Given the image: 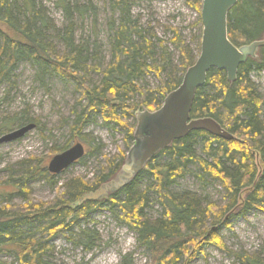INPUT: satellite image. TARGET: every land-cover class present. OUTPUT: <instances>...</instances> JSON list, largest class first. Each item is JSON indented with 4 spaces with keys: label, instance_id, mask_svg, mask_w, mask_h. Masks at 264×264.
Here are the masks:
<instances>
[{
    "label": "trees",
    "instance_id": "trees-1",
    "mask_svg": "<svg viewBox=\"0 0 264 264\" xmlns=\"http://www.w3.org/2000/svg\"><path fill=\"white\" fill-rule=\"evenodd\" d=\"M185 1L200 13V0ZM109 3L118 18L114 31L111 30V61L103 70L96 66L88 68L101 78L90 86L84 73L88 49L76 45L71 21L57 36L64 48L60 52L47 39L53 22L43 8L37 9L31 0H23L22 4L18 0H0V83L8 81L20 62H29L41 81L48 76L72 81L84 108L75 115L70 130L79 134L90 117L100 116L105 124L124 131L129 150L135 122L130 124L126 117L159 109L166 95L180 85L195 56L173 31L170 43L180 53L181 72L179 76L171 72L162 81L161 75L173 70L164 42L151 34L145 36L138 29L131 16V0H109ZM57 4L70 19L72 9L65 0H58ZM227 23L228 39L235 47L264 37V0H238ZM155 40L162 46L161 62L155 58ZM253 72H264V47L256 59H249L239 67L234 83H228L224 71L211 70L205 85L195 94L191 119L212 118L235 137L233 141L204 131L192 132L156 155L128 186L98 202L78 205L83 196L118 173L126 154L105 159L92 182L82 179L66 182L62 192L48 203H33L27 198L25 187L20 189L24 199L21 204H13L10 194L2 196L0 255L12 254L17 264H52L45 260L51 250L48 241L58 234L73 235L74 227L105 205L109 210L117 209L118 220L137 236L138 246L148 251L149 264H192L209 246L229 253L219 230L230 227L229 221L244 217L253 209L264 211V101L249 79ZM149 74L160 80L155 91L141 84ZM13 122V119L3 121L5 132ZM24 124H36V121L28 119L19 126ZM49 139L54 141L52 137ZM197 144L202 156L196 153ZM90 145L87 156L95 152ZM56 151L60 150L52 148V152ZM161 158H166V162L159 163ZM34 173L47 176L49 182L55 177L42 168ZM144 176L150 181L141 191L138 181ZM189 176L202 182L206 178L219 182L225 193V204L204 202L189 191L171 192L177 181ZM148 193L155 196L162 210L156 219L144 214ZM35 229L37 232H32ZM36 233L46 238H37ZM77 236L78 245L85 250L92 248L90 232L82 230ZM235 258L242 264H264V259L248 253L237 254Z\"/></svg>",
    "mask_w": 264,
    "mask_h": 264
},
{
    "label": "rangeland",
    "instance_id": "rangeland-1",
    "mask_svg": "<svg viewBox=\"0 0 264 264\" xmlns=\"http://www.w3.org/2000/svg\"><path fill=\"white\" fill-rule=\"evenodd\" d=\"M31 1L37 9L43 8L47 18L53 22V28L46 35L48 40L57 45L60 52H64V48L57 36L69 21L74 24L76 45L88 49L87 70L84 71L88 85L98 83L101 79L99 73L88 68L96 66L103 70L111 61L110 39L118 18L112 12L109 0H65L72 9L70 19L57 4L58 0ZM131 1V16L138 29L144 31L145 36H156L167 48V58L173 70L162 74L161 80L164 81L171 72L179 76L180 53L170 43L173 31L191 49L196 60L200 53L198 45L202 36L200 13L185 0ZM18 2L22 4L23 0ZM200 3L202 4V0ZM259 39L261 38L255 41ZM157 42L154 41L155 58L161 62L162 46ZM249 79L264 101V72H253L249 74ZM141 84L155 91L160 86V80L149 74ZM83 108L84 102L80 101V95L72 81L62 80L58 76H48L41 81L29 62L18 63L8 81L0 83V137L25 126L26 124L19 126L25 120L36 121V128L22 139L0 144V203L2 196L7 194H10L13 204L23 203L24 199L20 194L23 187L26 188L27 198L33 203H48L62 192L61 187L66 182L74 179L92 182L105 159L127 153L124 131L115 125L105 124L100 116L90 117L79 134L70 130L75 115L81 113ZM5 119L14 121L7 132L3 128ZM126 119L130 124L135 122L132 116ZM76 143H81L85 152L89 149L88 143H91L90 146L95 148L94 154L87 156L86 153L76 164L52 178V182L47 180V176L34 173L37 168H42L48 174L47 166L51 159ZM54 147L60 151L52 152ZM195 150L202 156L198 144ZM165 159L161 158L159 163L166 162ZM192 169L196 168L193 166ZM149 181L148 177H142L138 181V188L145 190ZM170 190L173 193L189 191L197 194L202 201L218 206L226 202L220 183L211 178L202 182L194 177H185L177 181ZM116 213V208L109 210L105 205L91 214L88 220L74 227L73 235L58 234L53 237L48 241L51 250L45 260L52 264H149L148 251L138 246L137 236L118 220ZM161 213L155 196L148 193L144 214L150 219H156ZM229 222L230 227H222L218 232L229 253L209 246L192 264H242L235 258V255L242 253L264 259V211L253 209L244 217ZM82 230L90 232L93 239L92 248L89 250L77 244V235ZM32 232L37 231L35 229ZM36 237L46 238H42L40 233H36ZM0 264L17 263L12 254H4L0 255Z\"/></svg>",
    "mask_w": 264,
    "mask_h": 264
},
{
    "label": "water",
    "instance_id": "water-1",
    "mask_svg": "<svg viewBox=\"0 0 264 264\" xmlns=\"http://www.w3.org/2000/svg\"><path fill=\"white\" fill-rule=\"evenodd\" d=\"M237 2L238 0H202L199 56L185 71L180 85L166 95L159 109L135 114L133 143L118 173L94 192L83 196L78 205L101 201L122 190L162 150L192 132L204 131L225 141L235 140L231 133L225 131L212 118L191 119L190 113L195 94L205 85L209 71H224L228 83L232 84L236 81L239 67L249 59H256L258 51L264 47V37L241 47H235L229 41L227 20ZM35 128V124H27L9 132L0 137V144L22 139ZM85 153L84 146L76 143L51 159L47 166L48 173L53 176L61 174L84 158Z\"/></svg>",
    "mask_w": 264,
    "mask_h": 264
}]
</instances>
